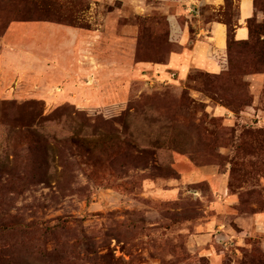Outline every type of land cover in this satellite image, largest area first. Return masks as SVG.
<instances>
[{
    "label": "rangeland",
    "instance_id": "obj_1",
    "mask_svg": "<svg viewBox=\"0 0 264 264\" xmlns=\"http://www.w3.org/2000/svg\"><path fill=\"white\" fill-rule=\"evenodd\" d=\"M0 264H264V0H0Z\"/></svg>",
    "mask_w": 264,
    "mask_h": 264
},
{
    "label": "crops",
    "instance_id": "obj_2",
    "mask_svg": "<svg viewBox=\"0 0 264 264\" xmlns=\"http://www.w3.org/2000/svg\"><path fill=\"white\" fill-rule=\"evenodd\" d=\"M217 2V5L220 6L221 0H215ZM213 2V0H212ZM253 15V11L251 10L249 15L244 16L242 14L241 17V23L240 27L237 28V39L238 40H247L249 37V32L245 26H243V23H246L245 20H248ZM203 33H205V36H200V40L197 41L196 44L192 47V52L190 55L191 61L186 66L187 69H189V66H201L204 68H209V70L217 71L218 64L216 63L214 59V53L215 52H221L224 51L227 47V27L220 22H211L207 25V28L202 29ZM241 31H244L243 34L240 35ZM44 49V48H42ZM6 48L3 51V53L6 52ZM35 48L27 47L23 49H18V52L9 51L6 54H8V59L11 58L16 63H22L24 60L28 61L29 58L33 59L35 56ZM23 58V59H22ZM186 69V70H187Z\"/></svg>",
    "mask_w": 264,
    "mask_h": 264
},
{
    "label": "trees",
    "instance_id": "obj_3",
    "mask_svg": "<svg viewBox=\"0 0 264 264\" xmlns=\"http://www.w3.org/2000/svg\"><path fill=\"white\" fill-rule=\"evenodd\" d=\"M231 34H232L231 30H229V28H228V36H229L228 39L230 40V42H231V41L236 42L235 40H233V39L231 38ZM246 41H248V39H247V40L240 41V42H246ZM228 43H229V41H228ZM230 46H231V45L228 44V49H229Z\"/></svg>",
    "mask_w": 264,
    "mask_h": 264
}]
</instances>
